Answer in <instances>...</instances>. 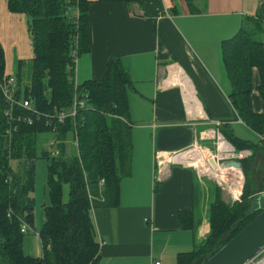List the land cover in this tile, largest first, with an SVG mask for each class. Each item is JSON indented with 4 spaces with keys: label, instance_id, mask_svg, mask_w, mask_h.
<instances>
[{
    "label": "crops",
    "instance_id": "obj_1",
    "mask_svg": "<svg viewBox=\"0 0 264 264\" xmlns=\"http://www.w3.org/2000/svg\"><path fill=\"white\" fill-rule=\"evenodd\" d=\"M81 1L86 20L71 67L74 83L101 79L111 57L119 59L130 79V171L120 179L116 204L90 211L98 243L95 264H176L179 254L205 240L208 202L216 195L207 185L212 180L199 179L193 168L173 160L174 153L195 141L207 148L211 139L201 138L202 133L224 131L254 145L253 163H261L264 178V146L257 145V133L242 124L230 103L232 87L222 60L224 45L255 22L264 55V0ZM0 47L3 74L18 82L26 69L22 64L27 67L34 52L28 17L11 11L7 0H0ZM184 79L187 97L174 84ZM259 84L258 69L252 68L250 103L256 113L264 111ZM190 110L204 113L208 121L191 119ZM62 198H68L67 184ZM31 231L22 251L39 258L41 241L34 226Z\"/></svg>",
    "mask_w": 264,
    "mask_h": 264
},
{
    "label": "trees",
    "instance_id": "obj_2",
    "mask_svg": "<svg viewBox=\"0 0 264 264\" xmlns=\"http://www.w3.org/2000/svg\"><path fill=\"white\" fill-rule=\"evenodd\" d=\"M7 2L11 11L28 17L32 32L34 57L29 83L24 87L25 93L29 90L32 95V107H37L41 113L51 112L53 109H66L74 95L87 97L85 107L76 113L75 125L70 119L63 123L52 120L50 125H45L44 120L33 118V124L19 127L11 145L6 148L3 137L4 102L0 95V264H95L98 243L90 211L96 206H114L120 179L130 171L132 124L128 120L126 93L130 85L129 76L119 59L111 57L101 79L89 80L74 89L71 72L70 75L67 73L65 64L71 62L75 35L78 52L80 49L86 20L81 0L78 2L80 16L77 27L73 8L66 9L67 2L75 4V0ZM253 26V29L246 26L240 29L224 45L222 60L232 87L230 103L242 124L257 133V145L264 146V111L254 112L250 103L252 68L258 69L259 93L264 100L263 42L256 38L261 27L256 22ZM22 66L28 68L24 63ZM3 71L4 56L0 47V79ZM42 131L55 132V142L59 143L56 152L51 154L50 146L49 151L39 148L38 137ZM68 132L78 138V149L70 156L66 154L65 145ZM221 133L237 149L251 151L254 146L237 141L224 131ZM37 149L48 162L49 204L44 208V222L38 233L42 256L32 258L22 251V242L27 234L20 232V219L32 229ZM11 161L16 162L15 167ZM64 183L69 185L66 201L62 198ZM251 195L253 192L248 190L245 195L243 190L241 201L228 205L221 203L217 193L211 206L209 232L205 240L196 249L179 254L176 264H192L203 257L198 262L201 264L239 232L264 207V197ZM9 209L13 213L7 216Z\"/></svg>",
    "mask_w": 264,
    "mask_h": 264
},
{
    "label": "built area",
    "instance_id": "obj_3",
    "mask_svg": "<svg viewBox=\"0 0 264 264\" xmlns=\"http://www.w3.org/2000/svg\"><path fill=\"white\" fill-rule=\"evenodd\" d=\"M67 8L70 10V7ZM77 56L78 45L76 42L71 51V61L73 63H75ZM184 77L187 78L185 74ZM174 84L178 85L181 91H183V88L179 83ZM15 85L16 79L11 76H6L2 82L0 81V89L4 100L3 116L5 128L3 137L5 139L6 148H9L11 145L13 136L17 133L19 127L33 124V118L35 117L34 120L39 119L43 114L33 109L32 102L29 99L15 96V89L13 88ZM75 88L76 84L74 83V89ZM86 97L87 96L84 95L82 98H79L74 95V99L66 109H53L51 114H45L43 116L45 118V125H50L52 120H57L60 123H63L68 119H70L73 125H75L76 113L78 110L85 107ZM189 113H193L190 117L191 119L208 121V117L204 115V113L194 112L193 110H190ZM214 123L216 125L220 124L219 121ZM217 134V141L214 142V146H216L214 151L201 148V146L196 145L195 142L191 145L192 148L174 153L172 158L174 161H178L187 167L193 168L199 179L212 180L221 190L228 194L231 202H239L244 187V176L241 166L239 168L234 166H223V163L231 160H236L240 163L242 159L251 154V151L249 149L237 150L230 142L220 135L219 132H217ZM214 137V133L212 134L210 132H203L201 135V138L204 139H214ZM222 142H226V149L224 151L221 150L220 143ZM102 183L103 179L100 180V184ZM12 213V210L9 209L7 216H10ZM30 231L31 229L29 226L20 219V232L28 234ZM151 264H161V262L159 260H153ZM243 264H264V245Z\"/></svg>",
    "mask_w": 264,
    "mask_h": 264
},
{
    "label": "rangeland",
    "instance_id": "obj_4",
    "mask_svg": "<svg viewBox=\"0 0 264 264\" xmlns=\"http://www.w3.org/2000/svg\"><path fill=\"white\" fill-rule=\"evenodd\" d=\"M78 2H79V0H75V4H70V2H67L68 5L66 6V9H68L67 7H73L74 8L73 13L76 16L75 27H77V25L79 24V16H80ZM247 27L249 29H253L254 26L248 25ZM249 29H247V30H249ZM252 31H254V30H252ZM252 31H250V32H252ZM31 35H32V32H31ZM254 35L255 34L253 33V36ZM74 40L75 41L73 42V47L75 46L76 42L78 45L77 35L74 36ZM72 64H74L72 61L65 64V67L67 69V73L69 75L71 72ZM31 65H32V63L30 61V63H28V66H27L28 68L21 69V73L18 76V82L16 80V85L13 87L15 89L14 94L16 97L22 95V90H21L22 87H20V85H23L25 87L26 84L29 83V76H30L29 74H30V70H31ZM28 71H29V73H28ZM6 76L7 75L3 74L0 81L2 82ZM73 82H74V80H73ZM27 94L25 93L24 98L29 99L31 101L32 95L29 93V90H28ZM0 95H1V98L3 100L1 89H0ZM72 99H74V98H72ZM3 102H4V100H3ZM71 102H72V100L70 101L69 105L71 104ZM33 109L38 111L37 107H33ZM52 112L53 111H51V112H45L44 111L43 114L41 115V117L39 119H36V121H38V120L39 121H42V120L45 121V118L43 116L45 114H51ZM214 135H215L214 139L209 138V139H211V140H209L210 143L208 144L209 148L208 147L206 148V147L202 146L200 142L198 143L197 141H195L196 145L201 146V148H206V149H209L211 151H214L216 148V146H214V142L217 141L216 136L218 135L217 131L214 133ZM220 135H222L226 139V137L221 132H220ZM55 136H56V134L53 131H51L49 133L43 132L42 134H40L38 137L39 145L41 144L39 148L41 150L47 149L46 151H49L48 149L50 146V148L52 150L51 154L56 152V150H57L56 147L59 143L57 144V142H55V141H57L55 139ZM228 142H230V141H228ZM65 145H66L67 156L72 155L73 152H75L78 149V138L75 137V135L73 133L68 132L67 137L65 139ZM191 145L188 148L184 149V151L188 150L189 148H192ZM40 149H37V152H36L37 156H36V160H35V174H34L35 175V179H34L35 182H34V191H33V198H34V221H33L34 225L33 226H34L35 230L37 231V233H39L40 230L42 229L43 222H44V208H45V206H47L49 204V195H48V188H47V178H48L47 165H48V162L45 158H43V155L40 152ZM235 149H237V148L235 147ZM237 150H241V149H237ZM254 155H255V152L251 150V154L249 155L250 157L247 156L241 160V163L243 162L242 164H244L242 166V173L244 176V183H245V188L243 187V190H244L245 195L248 194V190H249L250 192H253V195H251V196L264 197V178H262V165L258 161L257 162L254 161V163H253V159L256 157V155H255V157H254ZM11 165H12V167H15L16 162L11 161ZM66 184L67 183H64V185H66ZM207 185H210L211 190L214 192V193H212L213 195L215 194L217 196V193H219V199H220L221 203L228 204V205L234 203V202L230 201L228 194L225 191L221 190L214 182L207 181ZM63 186H62V188H63ZM68 187H69V185L67 184V195L69 193ZM64 190H65V188H64ZM242 194H243V191H242ZM247 197H250V196L247 195ZM213 201L214 200H211V203H213ZM208 204H209V207L207 210L208 211L207 215H208V222L210 224L209 215H210V211H211V206L213 204H210L209 202H208ZM263 204H264V201H262V205ZM37 219H39V223H37V225H36ZM208 232H209V230H208ZM30 234H33V231H31ZM202 259H203V257L200 259H196L192 262V264H198V262H200Z\"/></svg>",
    "mask_w": 264,
    "mask_h": 264
},
{
    "label": "water",
    "instance_id": "obj_5",
    "mask_svg": "<svg viewBox=\"0 0 264 264\" xmlns=\"http://www.w3.org/2000/svg\"><path fill=\"white\" fill-rule=\"evenodd\" d=\"M223 166L239 168L236 160L226 161ZM264 245V207L239 232L224 243L201 264H243Z\"/></svg>",
    "mask_w": 264,
    "mask_h": 264
},
{
    "label": "bare ground",
    "instance_id": "obj_6",
    "mask_svg": "<svg viewBox=\"0 0 264 264\" xmlns=\"http://www.w3.org/2000/svg\"><path fill=\"white\" fill-rule=\"evenodd\" d=\"M12 77V76H11ZM14 78V77H13ZM180 85L182 86V88H183V95H184V97H187L188 95H189V93H190V89H189V85H188V81H185V79H184V81H182L181 83H180ZM187 103V102H186ZM220 145H221V150L222 151H224L225 149H226V142H222V143H220ZM250 157V156H249Z\"/></svg>",
    "mask_w": 264,
    "mask_h": 264
}]
</instances>
